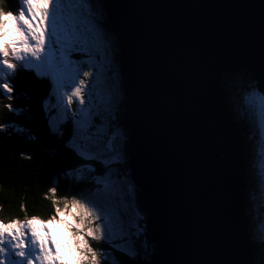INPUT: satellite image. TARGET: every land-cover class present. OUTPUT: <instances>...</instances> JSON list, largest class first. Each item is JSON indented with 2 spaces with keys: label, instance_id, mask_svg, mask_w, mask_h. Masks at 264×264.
<instances>
[{
  "label": "water",
  "instance_id": "95a60500",
  "mask_svg": "<svg viewBox=\"0 0 264 264\" xmlns=\"http://www.w3.org/2000/svg\"><path fill=\"white\" fill-rule=\"evenodd\" d=\"M116 43L150 264H255L223 79L264 91V0H92ZM247 69V72H243ZM140 264H147L144 259Z\"/></svg>",
  "mask_w": 264,
  "mask_h": 264
},
{
  "label": "trees",
  "instance_id": "16d2710c",
  "mask_svg": "<svg viewBox=\"0 0 264 264\" xmlns=\"http://www.w3.org/2000/svg\"><path fill=\"white\" fill-rule=\"evenodd\" d=\"M14 1L17 0H7V7L10 11L15 10ZM115 45L113 47L114 56L118 65L119 52ZM109 50L111 52L110 47ZM106 56L109 55L106 54ZM26 71L28 70L18 67L15 74L7 78L12 87L11 100L5 96L6 93L0 91V123L6 125L5 131L0 133V209L9 219L13 217L23 218L24 213L20 211L21 204L24 205L25 213L29 216L40 215L47 218L51 214V208L42 197L48 188L55 187L58 197L88 195L94 190V184L90 179L91 175L78 179L74 172L83 165L96 167L94 173L96 175L102 174L104 170L98 161L86 160L78 155L79 145L77 144L83 140V137L77 132L72 119L67 118L62 121L59 118L63 113H66V109L58 101L49 79L39 77L41 80H36L39 78ZM223 87H226L225 82ZM246 103L245 101L240 106V111H249L250 106ZM6 104H11L13 111H8L4 107ZM44 110L48 113L56 112L58 125H56L55 131L49 126L47 118L45 120L43 117ZM123 110L124 103L122 102L114 120V124L118 125L119 129L122 128L125 135V143L123 142L121 148L123 162L114 165V167L117 168L119 175L129 181L132 186L133 184L129 180L130 170L127 162V131L124 125L120 124V116ZM73 136L74 138H72ZM84 149H87L90 154L95 153V149L88 144L87 140ZM245 154L248 159V145L245 147ZM25 156L29 158L25 159ZM250 165L249 163L245 167L247 229L255 246L256 264H264L261 256L264 250V242L261 239L264 237V215L261 214L259 219L260 211L255 206L257 204L258 207L263 198H260L257 189L254 187ZM258 175V178L264 176V169ZM134 190L135 206L142 215L143 222H145L147 213L141 207L138 189L134 188ZM133 242L135 245L133 255L120 251L112 243L105 240L99 245L93 244V247L102 249L103 255H112L118 264H140L151 251V244L144 240L142 234L138 235ZM145 244L148 245L147 249ZM103 255L102 264H109L103 260ZM12 257L10 256V258ZM13 258L15 263L11 262L10 264H25L24 260ZM5 260L6 264H9V260Z\"/></svg>",
  "mask_w": 264,
  "mask_h": 264
},
{
  "label": "clouds",
  "instance_id": "9594fccd",
  "mask_svg": "<svg viewBox=\"0 0 264 264\" xmlns=\"http://www.w3.org/2000/svg\"><path fill=\"white\" fill-rule=\"evenodd\" d=\"M17 3L19 7L14 13L8 9L7 0H0V90L9 100L12 99V87L7 78L22 65L28 70L26 61L39 62L45 55V21L52 0H17ZM46 71L54 76L64 73L55 61ZM90 74L91 69L83 72L84 79L76 88L67 94L61 92L69 111L71 98L80 100ZM4 107L13 111L11 104ZM5 129L6 125L0 123V133ZM42 198L51 208L47 218L29 216L23 204L20 206L23 218L9 219L0 209V264H6L9 251L25 264H102V249L93 247L104 240V222H101L98 209L75 196L58 197L55 187L48 188ZM145 248H148L147 244ZM26 250H31L30 257L26 256ZM155 251L156 246L152 244L151 251L145 256L147 264Z\"/></svg>",
  "mask_w": 264,
  "mask_h": 264
},
{
  "label": "rangeland",
  "instance_id": "374dc122",
  "mask_svg": "<svg viewBox=\"0 0 264 264\" xmlns=\"http://www.w3.org/2000/svg\"><path fill=\"white\" fill-rule=\"evenodd\" d=\"M84 1L85 4H83L81 8H78V6H80L79 0H62L63 7L61 10V14L58 18L57 32L62 31L61 37L64 41L78 36L83 31V24L82 22L76 19V17L73 13H71V11L74 10L76 7L78 9L83 8L85 9L84 20L86 18H89L93 21V26L96 28L98 37L103 40L102 45L108 44L109 47H111V53H113L114 56V44L110 42V37L105 34V30L102 27V23H97L95 21L96 17H94L90 11L86 10V5L89 3V0ZM66 19L68 27L64 28L62 25L64 24ZM59 23H61L62 25H60ZM91 46L92 44H90L91 55L89 56L81 54L82 59L80 62L75 61L71 57H69V59L72 60L76 66L83 67L84 70L91 69V71L94 73L93 76H89L87 78L85 82V87L83 89L84 98L87 101V105L85 107V113L87 114L86 116L80 115L81 105L78 102V116H82L83 119L87 121V123H79L78 120V124L84 125L83 129L86 128L88 131H91L94 135V138H88L89 140H93L94 144L90 143L89 141L88 144L95 149V153L90 154L87 152V149H81L78 151V154L80 155V153H83V156H80L86 160L92 159L98 161L105 169L102 175H96L94 174L96 171V167L94 168L91 165H83L79 167L74 172V175H76V178L80 179L83 177H87L90 174V179L94 184V190L88 195L81 194L76 197L86 201L94 199L97 201V203L101 204L104 207L105 213L108 217V223L104 225V227L109 230L108 238L104 240L106 242L112 243L120 251L133 255V249L135 247L133 241L135 238L138 237V235H143L144 222L141 217L142 215L137 211L135 207L136 203L134 197V185L131 186L130 182L127 181L124 177L120 176L117 168L114 167V165H118L120 164V162H123L121 146L123 142H125V135L123 134V132L121 130H117V128L115 127H112L109 123L116 117L115 113L117 112V106L123 98L121 86H114V84L112 83V76L114 70L118 69V67H116V65H111L112 67L110 66L106 69L105 67H108V64H105V59H101L100 63H96V59L92 57L93 51ZM53 52L57 57L59 56L58 47L54 48ZM82 73L83 72L80 73V79H84ZM233 75L234 76L228 75L227 73V77L225 78V80L227 81V88L230 95V101L232 103L233 108H235L236 104L234 97L239 98L241 97L240 95L245 97L248 92L253 91V88H250L248 86L249 82L252 85L253 83L251 82V80H249V78L245 77L242 74L239 75H242L244 77L243 79H241L237 74ZM78 83L79 80L77 81V84ZM61 92L67 94L70 92V89L68 92H65L63 89H61L60 94ZM236 94L238 96H236ZM257 96L261 95L257 94ZM60 100L61 103H63V95H61ZM257 104L259 115L256 118L254 117L252 119V123L254 125L255 132L258 128L259 139V131H262L261 136L263 137L264 141V118H262L261 116L260 105L259 103ZM72 112L75 111L73 110ZM95 112L96 118L100 122L98 125L95 123L94 119ZM107 114L110 115L107 116ZM75 115H77V113ZM253 142H255L253 145L255 146L256 144H258L259 140ZM252 154H255L258 159L261 156L259 148H254L252 150L251 155ZM257 184L260 186V183ZM260 187L264 191V183H262ZM257 208L260 211V219L261 214H264V203L259 204ZM101 222H103V218H101ZM30 252L31 250H26V256H29ZM9 253L12 252L9 251L8 254ZM6 257L8 258V255ZM103 260L109 264H118L116 260L112 257V255H103ZM11 262L15 263L14 261Z\"/></svg>",
  "mask_w": 264,
  "mask_h": 264
},
{
  "label": "snow or ice",
  "instance_id": "6c2138e0",
  "mask_svg": "<svg viewBox=\"0 0 264 264\" xmlns=\"http://www.w3.org/2000/svg\"><path fill=\"white\" fill-rule=\"evenodd\" d=\"M62 7V0H52V3L49 6V11L45 21V55L41 57L39 62H25L28 69H35L38 77L45 78L47 76H51L52 86L57 93H60L61 89H63L65 92H68L70 89L71 92L74 88L77 87V81L81 80L80 73L87 71L84 70L83 67L76 66L73 61L69 59L70 55L72 53H80L90 56V44L93 41H97L98 39V34L96 32V28L93 26V21L89 18H86L84 21H82L83 31L78 36L64 41L61 35L57 32L58 18L61 14ZM86 10L90 11L93 16L96 17L95 21L97 23L103 22L104 14L103 5L101 3L97 2L93 4L91 0H89V3L86 5ZM57 47L59 48L58 57L53 52V49ZM52 61H55L60 68L64 69L63 75L54 76L46 71ZM22 68H24V65H22ZM93 75L94 73L91 71V74L89 76ZM237 75L241 79L244 78L242 75ZM248 86L250 88H253V91L247 93V95L245 96V100L250 107H255V105L259 103L261 108V116L262 118H264V95L257 96V93L254 90V85H252L250 82ZM73 98L75 97H72L70 100L71 106L73 104ZM75 100L78 101L76 98ZM78 102L81 105L80 115L86 116L87 114L85 113V107L87 105V101L84 98V94L81 95V98ZM80 155L83 156V153H80ZM88 203L98 209V211L101 213V217L103 218L104 225H106L108 223V217L105 213L104 207L101 204L97 203V201L94 199L88 200ZM108 235L109 230L104 227V239H107ZM261 239L262 242H264V237H262ZM31 255L32 252H30L29 257Z\"/></svg>",
  "mask_w": 264,
  "mask_h": 264
},
{
  "label": "bare ground",
  "instance_id": "6f19581e",
  "mask_svg": "<svg viewBox=\"0 0 264 264\" xmlns=\"http://www.w3.org/2000/svg\"><path fill=\"white\" fill-rule=\"evenodd\" d=\"M98 124V123H97ZM120 124H121V122H120Z\"/></svg>",
  "mask_w": 264,
  "mask_h": 264
}]
</instances>
